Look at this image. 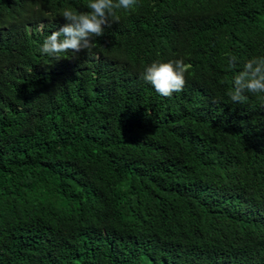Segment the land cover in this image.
Returning <instances> with one entry per match:
<instances>
[{
  "label": "trees",
  "instance_id": "obj_1",
  "mask_svg": "<svg viewBox=\"0 0 264 264\" xmlns=\"http://www.w3.org/2000/svg\"><path fill=\"white\" fill-rule=\"evenodd\" d=\"M88 2L0 0V264H264V99L227 95L264 0H138L42 54ZM176 59L164 97L142 75Z\"/></svg>",
  "mask_w": 264,
  "mask_h": 264
},
{
  "label": "clouds",
  "instance_id": "obj_2",
  "mask_svg": "<svg viewBox=\"0 0 264 264\" xmlns=\"http://www.w3.org/2000/svg\"><path fill=\"white\" fill-rule=\"evenodd\" d=\"M137 3L138 0H89L87 12L62 9L60 16L67 23L45 38L40 48L41 53L57 60L63 58L62 54L68 53L76 58L82 50L93 55V38L102 37L105 27L110 28L113 23H119L116 10H134ZM230 63L234 67L236 58H231ZM188 67L183 59L156 61L145 68L142 79L158 94L170 97L183 90ZM245 93L264 99V57H252L244 64L242 70L235 75L227 95L232 103L242 104L247 99Z\"/></svg>",
  "mask_w": 264,
  "mask_h": 264
}]
</instances>
